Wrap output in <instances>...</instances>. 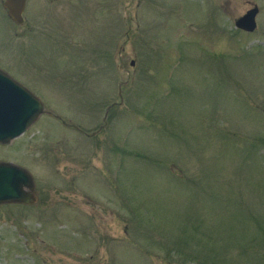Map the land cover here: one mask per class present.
<instances>
[{"label": "rangeland", "instance_id": "1", "mask_svg": "<svg viewBox=\"0 0 264 264\" xmlns=\"http://www.w3.org/2000/svg\"><path fill=\"white\" fill-rule=\"evenodd\" d=\"M57 5L0 14L44 106L0 143L34 197L0 203V264H264V0Z\"/></svg>", "mask_w": 264, "mask_h": 264}, {"label": "water", "instance_id": "2", "mask_svg": "<svg viewBox=\"0 0 264 264\" xmlns=\"http://www.w3.org/2000/svg\"><path fill=\"white\" fill-rule=\"evenodd\" d=\"M25 0H4V7L17 23ZM258 6L247 9L234 20V26L245 32L256 28ZM41 100L24 85L0 70V143H8L21 135L43 112ZM33 182L26 169L12 162L0 161V203H32Z\"/></svg>", "mask_w": 264, "mask_h": 264}, {"label": "flooded vegetation", "instance_id": "3", "mask_svg": "<svg viewBox=\"0 0 264 264\" xmlns=\"http://www.w3.org/2000/svg\"><path fill=\"white\" fill-rule=\"evenodd\" d=\"M76 1H77V3H75ZM32 2H35V3L41 2L40 6L37 9H35L36 11H33V12H32V10L29 11V8H30V5L32 4ZM48 2L49 3H53V2L57 3L58 4L57 6L59 7V5H60L61 8L64 7L65 3H66V5L68 3H72V6H73L75 11L76 10H81L80 12L89 13V16L92 17V18H90L91 21L89 23L88 29H90L92 26L95 27V25H92L93 21L95 19V17H93L94 16L93 14H94L95 8H96L95 0H25L24 8H23V11L21 13V17H22V22L21 23H26V21H28L26 16H25V14L28 11H29V14L32 16V18H37V17H40V16H44L43 14H44V9H45V4L48 3ZM3 3H4V0H0V14L3 12L4 13L3 15L5 17L7 16V18H9L13 23L17 24L16 21H14L11 18V16L8 14V12H7L6 8L4 7ZM33 7H34V4H33ZM31 23L32 22H29V27H31ZM73 23H74V21L72 22V24ZM76 24H78L77 27H76L77 29H80V28L81 29H85L84 26L81 27V25H80L81 23L79 24L76 21Z\"/></svg>", "mask_w": 264, "mask_h": 264}]
</instances>
